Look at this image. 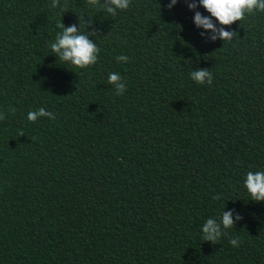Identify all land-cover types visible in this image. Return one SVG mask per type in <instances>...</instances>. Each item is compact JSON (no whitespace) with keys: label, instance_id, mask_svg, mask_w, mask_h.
Instances as JSON below:
<instances>
[{"label":"trees","instance_id":"obj_1","mask_svg":"<svg viewBox=\"0 0 264 264\" xmlns=\"http://www.w3.org/2000/svg\"><path fill=\"white\" fill-rule=\"evenodd\" d=\"M167 3L113 16L0 0V264H264V202L243 186L264 171V12L210 42L184 0ZM78 16L100 49L83 69L50 49ZM199 69L211 85L190 78ZM41 107L55 118L29 122ZM233 209L242 219L205 242L203 223Z\"/></svg>","mask_w":264,"mask_h":264},{"label":"clouds","instance_id":"obj_2","mask_svg":"<svg viewBox=\"0 0 264 264\" xmlns=\"http://www.w3.org/2000/svg\"><path fill=\"white\" fill-rule=\"evenodd\" d=\"M87 3L92 7L99 6L103 11L115 16L118 10H126L129 8L131 0H87ZM177 3V0H169L166 4V8L171 10ZM189 11L194 12L193 24L196 28L202 29L200 33L204 36V33H211L208 37L210 42H214L217 39L221 41H232L236 38L237 33L235 31L225 30L224 26H230L234 22L241 21L246 15L252 14L254 11L264 12V0H184ZM60 6V0H51V8H57ZM197 8H203L209 15H202ZM216 21V23L213 22ZM92 20L85 21L84 16H78V25L72 24L65 27L60 22L57 27L61 29L57 33L55 40L50 43V49L54 56L62 62L70 63L73 66L81 69L90 67L96 64L98 59V53L100 51L96 42L90 37L95 36L94 32H81V25L84 28L90 27ZM219 24L221 27H217ZM126 55H119L116 57L117 62L128 61ZM190 78L199 83H207L211 85L213 77L209 69H199L190 72ZM107 83L115 88L116 95H122L126 89V84L123 82L121 75L117 72H110L107 77ZM12 114H15L16 109L10 108ZM47 117L48 119H54V113L41 107L37 110L29 111L27 114V120L29 122H35L40 118ZM6 119L3 113H0V120ZM19 136H24L23 132L19 133ZM244 188L250 195L251 200L254 202H264V171H248L244 179ZM220 195L213 197L215 200H219ZM232 211H222L220 217L207 219L201 228L202 239L205 242L215 244L218 239L223 235V230L234 228L235 222H238L242 217L237 213L235 217ZM233 247L239 246V239L233 238L229 241Z\"/></svg>","mask_w":264,"mask_h":264}]
</instances>
